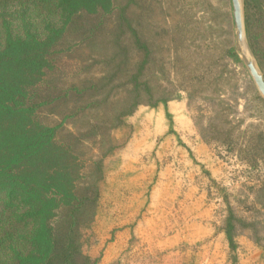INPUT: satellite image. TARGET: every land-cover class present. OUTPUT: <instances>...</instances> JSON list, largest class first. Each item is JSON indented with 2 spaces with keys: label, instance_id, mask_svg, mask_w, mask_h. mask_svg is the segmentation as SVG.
<instances>
[{
  "label": "rangeland",
  "instance_id": "obj_1",
  "mask_svg": "<svg viewBox=\"0 0 264 264\" xmlns=\"http://www.w3.org/2000/svg\"><path fill=\"white\" fill-rule=\"evenodd\" d=\"M129 1L128 28L110 34L128 79L118 78L114 103L69 120L91 131L81 138V204L61 210L55 233L67 231L87 264H264V150L252 144L264 97L246 66L264 80V5L239 0L238 41L231 0ZM102 32L73 57L89 64L81 73H100L98 53L119 57L97 48L111 41Z\"/></svg>",
  "mask_w": 264,
  "mask_h": 264
},
{
  "label": "trees",
  "instance_id": "obj_2",
  "mask_svg": "<svg viewBox=\"0 0 264 264\" xmlns=\"http://www.w3.org/2000/svg\"><path fill=\"white\" fill-rule=\"evenodd\" d=\"M130 5L129 0H0V264H87L67 231L55 233L61 210L74 214L81 204V138L91 131L75 132L68 124L84 109L114 103L123 83L118 78L128 79V57L119 41H112L119 33L110 34L116 26L128 28ZM254 14L245 16L248 28ZM100 32L111 41H100L97 48L114 47L119 57L98 53L102 71L81 73L89 64L73 57L99 41ZM72 58L73 75L65 71ZM138 101L132 97L121 112ZM252 144L264 150V132Z\"/></svg>",
  "mask_w": 264,
  "mask_h": 264
},
{
  "label": "water",
  "instance_id": "obj_3",
  "mask_svg": "<svg viewBox=\"0 0 264 264\" xmlns=\"http://www.w3.org/2000/svg\"><path fill=\"white\" fill-rule=\"evenodd\" d=\"M231 6H232V15L236 30V36L238 41H241L244 36L242 7L239 0H231ZM246 66L258 91L264 97V80L262 76L258 73L251 60L247 61Z\"/></svg>",
  "mask_w": 264,
  "mask_h": 264
}]
</instances>
